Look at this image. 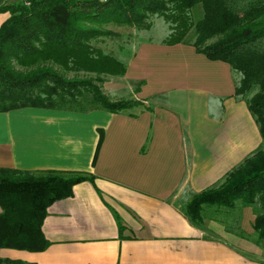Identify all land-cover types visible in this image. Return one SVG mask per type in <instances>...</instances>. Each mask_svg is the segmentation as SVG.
<instances>
[{"label": "crops", "instance_id": "1", "mask_svg": "<svg viewBox=\"0 0 264 264\" xmlns=\"http://www.w3.org/2000/svg\"><path fill=\"white\" fill-rule=\"evenodd\" d=\"M19 1L0 0V7ZM7 17L0 15V26ZM126 66V75L111 77L103 91L111 101L143 103L130 111L0 113V169L95 177V184L76 185L71 198L48 209L46 251L0 249V258L29 264H264V244L250 239L255 206L239 204L236 217L207 207L201 226L185 215L196 195L222 185L264 149L248 99L236 96L240 76L190 44L142 43ZM114 211L136 240L120 239Z\"/></svg>", "mask_w": 264, "mask_h": 264}, {"label": "trees", "instance_id": "2", "mask_svg": "<svg viewBox=\"0 0 264 264\" xmlns=\"http://www.w3.org/2000/svg\"><path fill=\"white\" fill-rule=\"evenodd\" d=\"M198 8L202 17L193 22L190 16ZM2 14L8 17L0 26V113L26 108L86 111L71 107L85 95L92 97V110L112 114L142 106L134 100L111 101L104 94L106 77L125 76L127 66L91 43L116 36L103 28L107 25L149 30L150 17L159 16L174 25L166 45L190 44L208 59L228 63L241 76L236 96L248 99L264 141V0H21L2 5ZM192 28L195 39L188 41ZM69 72L86 76L70 78ZM83 182L95 184V177L0 169V249L46 251L50 242L43 225L48 209L71 198L74 187ZM237 202L244 207L260 204L253 229L261 245L264 149L222 185L196 195L185 215L201 226L205 207L234 209ZM114 214L120 239L136 240L132 228ZM0 264L29 263L0 258Z\"/></svg>", "mask_w": 264, "mask_h": 264}, {"label": "rangeland", "instance_id": "3", "mask_svg": "<svg viewBox=\"0 0 264 264\" xmlns=\"http://www.w3.org/2000/svg\"><path fill=\"white\" fill-rule=\"evenodd\" d=\"M193 22L201 19L202 17V10L198 8L196 11L192 13L190 16ZM150 24L149 30L138 29V28H131L127 26H117V25H107L103 27L105 30H110L116 33V36L111 37H101L94 41H92V46L96 49H100L107 55H111L117 60L121 61L125 65H127L130 58H132L135 51L140 47L142 43L146 42H162L165 43L166 40L169 38L170 34L172 33V28L174 25L170 22H167L164 18L159 16H152L148 20ZM194 29L192 28L187 40L194 41ZM239 75V74H238ZM68 76L70 78L73 77H85L86 74L83 72H69ZM240 76V75H239ZM107 80H110V77ZM241 79V76H240ZM102 89L104 88V84L101 85ZM104 92V91H103ZM253 95V94H252ZM250 95V96H252ZM249 96V97H250ZM91 95L83 96L77 105L71 106L74 109H81V110H92L94 106L91 104ZM119 101V100H118ZM241 204V202H237L236 207L234 209H227V208H220V207H212V211L215 210H230V212H234L233 216L236 217V209L237 206ZM207 208V207H205ZM256 212L260 211V204L255 205ZM221 218L223 219L224 216L222 215ZM235 226V225H234ZM234 230H237V227H234ZM250 239L254 242L257 241V236L255 234L250 236ZM264 244V243H263Z\"/></svg>", "mask_w": 264, "mask_h": 264}]
</instances>
